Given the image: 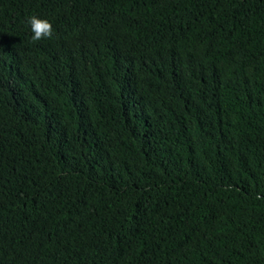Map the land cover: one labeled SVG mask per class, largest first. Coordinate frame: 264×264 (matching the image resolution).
Segmentation results:
<instances>
[{"label":"trees","instance_id":"16d2710c","mask_svg":"<svg viewBox=\"0 0 264 264\" xmlns=\"http://www.w3.org/2000/svg\"><path fill=\"white\" fill-rule=\"evenodd\" d=\"M0 264H264V0H0Z\"/></svg>","mask_w":264,"mask_h":264},{"label":"clouds","instance_id":"9594fccd","mask_svg":"<svg viewBox=\"0 0 264 264\" xmlns=\"http://www.w3.org/2000/svg\"><path fill=\"white\" fill-rule=\"evenodd\" d=\"M27 24L30 26L33 42L40 41L42 39H53L54 30L52 24L47 19L38 18L32 15L27 18Z\"/></svg>","mask_w":264,"mask_h":264}]
</instances>
